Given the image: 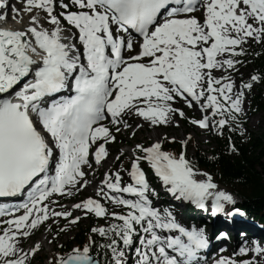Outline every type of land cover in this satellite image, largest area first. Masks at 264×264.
<instances>
[{
	"label": "snow or ice",
	"instance_id": "6c2138e0",
	"mask_svg": "<svg viewBox=\"0 0 264 264\" xmlns=\"http://www.w3.org/2000/svg\"><path fill=\"white\" fill-rule=\"evenodd\" d=\"M24 2L28 22L0 27V197L27 193L23 202L0 206V264H32L41 244L25 249L24 239L41 226L53 231L63 219L59 236L89 216L107 223L92 227L87 242L58 254L54 264H100L94 248L110 251L108 264H127L129 250L134 264H200L209 246L205 229L186 226L171 208L157 206L159 193L142 167L146 163L177 201L200 209L210 201L213 215L226 205L241 213L234 195L187 158L191 136L179 153L165 150L160 139L135 144L129 165L106 171L94 196L70 206L54 196L86 190L85 169L95 172L93 161L97 167L106 161L107 145L122 127L131 128L126 117L149 126L169 125L177 114L189 119L173 106L178 99L200 112L192 125L219 136L225 130L243 134L245 92L264 82V74L237 85L231 72L245 44L264 45V0ZM239 253L256 255L221 256L214 264H260L256 256H264V246L253 241Z\"/></svg>",
	"mask_w": 264,
	"mask_h": 264
},
{
	"label": "rangeland",
	"instance_id": "374dc122",
	"mask_svg": "<svg viewBox=\"0 0 264 264\" xmlns=\"http://www.w3.org/2000/svg\"><path fill=\"white\" fill-rule=\"evenodd\" d=\"M12 1V6L13 7H18L19 5L23 6V9L25 7V2L24 0H11ZM18 2V4H17ZM59 7H57V11H59ZM24 18L28 22V14L26 12L23 13ZM25 21V20H24ZM25 21V22H26ZM258 43L252 42L250 45L245 44L244 47L246 49V54L243 56L238 57L239 60H241V63L237 65V71L236 72H231V75L233 78L236 80L237 85L243 81H247L251 75V69L249 67V64L247 61H245L246 57L248 56L249 51L256 46ZM220 74V72H216ZM219 76V75H217ZM260 86V84L255 83L253 85V88L251 90H248L245 92V98H244V115L241 117V123L243 125V134H241L240 131L238 132L242 143H247L248 138L252 136V138H255L259 135L264 134V120H263V113L258 112V113H249L248 111V103L250 101V95L255 92L256 88ZM174 107L181 108L183 111H185L186 115L189 117V119L181 118L177 114L174 118V121L169 124V125H160V126H153L152 129H150L151 126L147 125V129L143 128L140 131L137 130V123H138V117L131 116V117H126L128 120V123L131 125V128L125 129L121 128V132L118 133L116 136V141L113 142L112 144L108 145L109 149V156L107 157L106 162L99 166V167H94L97 170L95 171L98 175L96 177L95 172H92L89 170V180L90 181H96L92 184V189L90 191L88 190V186L86 190H83L81 193H76L74 198L72 199V203L78 202L80 199L86 198L88 196H93L95 195V190H96V183L99 184L100 180L103 179V175L106 171L109 169L111 170H116L117 168L120 167L121 163H118L116 166L113 165V161L116 159L118 156V153L120 154V151L123 150L124 155L121 156L124 158L126 162L127 159L129 160V156L131 155L130 150L135 146L137 143H142V144H147L150 145L152 141V133L157 132L159 135L158 139H164L165 137H173L175 136L176 139L182 141L184 139H187L189 136L193 137V143L190 140L189 143L187 144L186 147V155H191L194 153L192 149L198 148L199 150L205 151L207 149H210L214 145L213 141V133L209 132L204 129H199L196 126L192 125L189 120L192 117L199 118L200 117V112L196 109L189 110L187 108H184L181 103L177 100L174 102ZM133 132H135V135H132ZM149 139V140H148ZM128 142L129 146H124L122 142ZM194 146V148H193ZM124 163V162H123ZM147 166V165H146ZM122 175H125V173H122ZM92 183V182H91ZM221 187V186H220ZM224 188V187H221ZM226 189V188H224ZM228 190V189H226ZM234 195L236 199V203L240 201L239 197L234 194L233 192H230ZM74 215H80L79 212L74 213ZM105 220L104 219H99L97 220L96 218H92V216L89 217H82V219L77 222V224L72 225L66 232H62L60 237L56 238V242L52 241V235L48 233V229L46 226L43 228H39L36 230V232L33 234L31 238L28 240H25L22 242V247L25 249H28L29 247L33 246L35 242H40L44 238V247L41 248V250L35 255V258L32 260V264H54V260L57 257L58 254H62L63 248L59 250V245H64L67 242V239L69 238L70 235H72L75 232V229L78 228H86L89 224H93L94 226H98L100 224H104ZM65 224V221L63 219L60 220L59 225L53 223L52 228H57L63 227ZM54 225V226H53ZM51 241V243L49 242ZM251 244V243H250ZM261 246H264V243H261ZM75 245V243H68L67 244V250L68 248L72 247ZM232 252L228 254V257L231 258ZM253 257L252 253L247 254L243 259H251ZM262 264L264 262L262 261Z\"/></svg>",
	"mask_w": 264,
	"mask_h": 264
},
{
	"label": "trees",
	"instance_id": "16d2710c",
	"mask_svg": "<svg viewBox=\"0 0 264 264\" xmlns=\"http://www.w3.org/2000/svg\"><path fill=\"white\" fill-rule=\"evenodd\" d=\"M250 63L254 71L264 74V45L255 46L250 53ZM262 87H257L256 93L251 96V109L263 111L264 120V82ZM238 149L232 152L229 148L228 137ZM215 145L211 149L200 151L194 149L193 164L213 175L215 181L229 187L241 199L239 204L246 208L249 213L256 215L259 219H264V134L255 138L250 137L248 143H241L239 136L232 132L227 135V130L223 136H214ZM174 153L181 150L178 141H165ZM88 231H78L70 240H75L78 245L87 242ZM98 243H103L97 237ZM102 253L108 260V252L103 248H94L93 254ZM109 261V260H108Z\"/></svg>",
	"mask_w": 264,
	"mask_h": 264
},
{
	"label": "bare ground",
	"instance_id": "6f19581e",
	"mask_svg": "<svg viewBox=\"0 0 264 264\" xmlns=\"http://www.w3.org/2000/svg\"><path fill=\"white\" fill-rule=\"evenodd\" d=\"M7 9H9L8 7H7ZM11 9L12 8H10L9 9V11H8V15H9V20H7L8 22L7 23H5L4 25L5 26H7V27H10V28H15V29H19V28H21L22 26H23V24H26V19L24 18V12H23V6L22 5H19L16 9H15V13H14V15H12V11H11ZM19 10V11H18ZM14 17L13 19H11V17ZM23 19V20H22ZM26 22H25V21ZM21 21H23V23L21 22ZM221 74V73H220ZM219 73H217V75H220ZM138 123L139 124H142L143 126L141 127V128H137V130H141V129H143V128H145V129H147L148 127H147V123L146 122H144L141 118H138ZM137 123V124H138ZM153 128V126H151L150 127V129H152ZM198 128V127H197ZM159 138V135H158V133L157 132H153L152 133V139H158ZM92 187V183H90L89 184V187H88V190L90 191V189H92L91 188ZM259 232V230H257V231H255V233H258ZM256 255V254H255ZM254 255V256H255ZM256 260L258 261V262H260V264H262V261L264 262V256H256Z\"/></svg>",
	"mask_w": 264,
	"mask_h": 264
}]
</instances>
